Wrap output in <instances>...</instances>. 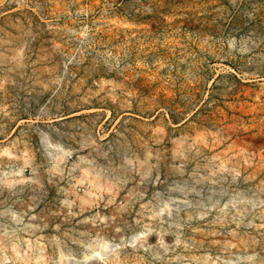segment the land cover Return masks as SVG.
<instances>
[{"label": "rangeland", "instance_id": "374dc122", "mask_svg": "<svg viewBox=\"0 0 264 264\" xmlns=\"http://www.w3.org/2000/svg\"><path fill=\"white\" fill-rule=\"evenodd\" d=\"M0 264H264V0H0Z\"/></svg>", "mask_w": 264, "mask_h": 264}]
</instances>
